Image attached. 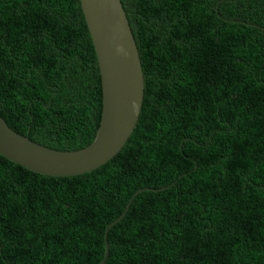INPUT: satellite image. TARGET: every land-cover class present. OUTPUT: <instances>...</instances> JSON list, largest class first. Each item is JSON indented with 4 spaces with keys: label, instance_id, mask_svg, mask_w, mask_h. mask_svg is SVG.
<instances>
[{
    "label": "trees",
    "instance_id": "obj_1",
    "mask_svg": "<svg viewBox=\"0 0 264 264\" xmlns=\"http://www.w3.org/2000/svg\"><path fill=\"white\" fill-rule=\"evenodd\" d=\"M144 97L124 146L74 176L0 155V264H264V0H121ZM102 107L80 0H0V116L71 151Z\"/></svg>",
    "mask_w": 264,
    "mask_h": 264
},
{
    "label": "water",
    "instance_id": "obj_2",
    "mask_svg": "<svg viewBox=\"0 0 264 264\" xmlns=\"http://www.w3.org/2000/svg\"><path fill=\"white\" fill-rule=\"evenodd\" d=\"M98 62L102 107L94 140L78 150L41 145L11 129L0 116V155L33 172L74 176L101 166L116 155L133 132L144 97L138 48L121 0H80ZM130 201L127 203L128 208ZM108 226L107 230L124 215ZM107 230L104 264L108 256Z\"/></svg>",
    "mask_w": 264,
    "mask_h": 264
}]
</instances>
